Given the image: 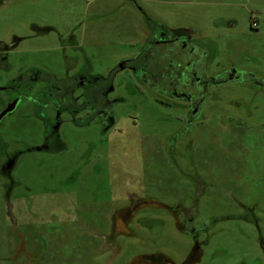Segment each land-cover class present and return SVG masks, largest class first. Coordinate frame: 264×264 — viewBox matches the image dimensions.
Segmentation results:
<instances>
[{"label": "rangeland", "instance_id": "374dc122", "mask_svg": "<svg viewBox=\"0 0 264 264\" xmlns=\"http://www.w3.org/2000/svg\"><path fill=\"white\" fill-rule=\"evenodd\" d=\"M123 1L4 0L0 40L28 37L33 25L63 33L75 25L83 54L92 60L94 73L103 75L115 58L130 55L127 43L139 37L137 11ZM138 1L154 18L189 24L215 41L219 72L236 66L264 79V0ZM56 47L54 34L26 41L10 57L13 68L4 76L30 63L62 71ZM220 89L218 111L202 125L188 127L155 106L151 96L123 87L129 103L117 108L121 124L110 145L82 132L70 136L71 150L62 156H24L13 174L21 185L13 187L12 218L2 197L7 179L0 176V264L29 262L16 254L20 240L10 219L35 254L32 264H156L150 258L157 254L168 264H264L258 230L239 219L253 214L264 235V99L244 84ZM37 128L32 120L14 121L1 127L0 135L14 147L17 136L35 139ZM173 135L180 146L192 141L194 164L174 153ZM195 174L207 188L197 205L192 201ZM132 193L143 200L140 213L125 234L106 239L111 217L128 205ZM180 202L199 208L194 227L183 223L178 209V217L171 213L169 208ZM199 226H209L198 238L202 252L194 250Z\"/></svg>", "mask_w": 264, "mask_h": 264}, {"label": "flooded vegetation", "instance_id": "af4514ba", "mask_svg": "<svg viewBox=\"0 0 264 264\" xmlns=\"http://www.w3.org/2000/svg\"><path fill=\"white\" fill-rule=\"evenodd\" d=\"M3 4L4 0H0V6ZM123 5H129V8L137 11L139 37L135 42L127 43L130 55L127 53L115 58L113 65L103 75L94 73L92 60L83 54L75 25L65 33L55 27L41 28L33 25V31L28 37L13 35L9 41L0 40V128L8 127L14 121L32 120L38 124L35 139L34 135L29 134L28 138L17 136L14 147L5 144L0 135V176L7 179L2 197L8 208L6 214L10 218L13 217V187L21 185L13 177L20 160L26 155L37 153L62 156L71 150L70 136L82 132L91 133L99 142L110 145L113 134L120 129L121 124L117 108L129 103V98L122 92L123 87H133L138 96H151L155 106L169 111L183 126L188 127L202 125L208 115L218 111L222 102L220 87L224 85H247L264 99V79L258 73L240 70L236 66L219 72L220 63L218 60L216 62L217 44L205 37L198 28L189 24L171 25L157 15L154 18L141 7L138 0H124ZM52 34L56 37V49L64 63L62 71L53 73L47 65L30 63L21 67L16 75L4 76L13 68L10 57L26 41L32 42ZM215 67L218 68L217 72ZM178 137L173 135L174 153L194 164L196 151L192 141H186L180 146L176 144ZM96 141L86 147H93ZM192 180L196 181L192 201L197 205L206 195L207 188L202 177L195 174ZM142 202L136 193L129 194L128 205L111 217L106 239H115L117 235L125 234L130 223L140 213ZM182 206L180 202L178 206L169 209L176 217L178 209L184 216L183 223L194 227L199 208L194 206L188 209ZM244 210L254 212L253 207L246 206ZM239 219L258 230V240L264 245L259 219L253 214L249 218L239 216ZM176 221L178 225L182 224L178 218ZM9 222L20 240V250H16V254H24L29 260L27 264H32L36 260L35 254L26 249L17 232L16 220L10 219ZM206 227L209 226H199L200 232L193 234L194 250L202 252L198 238L208 231ZM157 255H154L156 259ZM168 262L170 260L167 258V261L156 264Z\"/></svg>", "mask_w": 264, "mask_h": 264}, {"label": "trees", "instance_id": "16d2710c", "mask_svg": "<svg viewBox=\"0 0 264 264\" xmlns=\"http://www.w3.org/2000/svg\"><path fill=\"white\" fill-rule=\"evenodd\" d=\"M156 256L154 257H151L150 259L156 261L157 263H162V262H165V260L167 261V258L163 257V256H158L157 260L155 258ZM153 264V263H152Z\"/></svg>", "mask_w": 264, "mask_h": 264}]
</instances>
